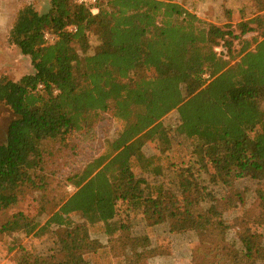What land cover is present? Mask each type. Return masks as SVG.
Wrapping results in <instances>:
<instances>
[{"label": "trees", "instance_id": "obj_1", "mask_svg": "<svg viewBox=\"0 0 264 264\" xmlns=\"http://www.w3.org/2000/svg\"><path fill=\"white\" fill-rule=\"evenodd\" d=\"M239 29L203 24L171 0H108L95 15L74 0H50L44 14L31 5L19 10L9 41L30 58L33 73L18 81L0 76V105L11 114L0 141V232L36 230L44 206L35 215L15 209L37 180L46 188L48 168L73 148L72 135L88 133L91 117L112 109L119 127L113 140L88 145L82 170L67 179L76 191L56 203L46 223L64 229L61 257L27 253L17 264H147L165 255L133 233L136 217L174 234L205 235L192 264H264V186L257 191L261 212L241 227V248L234 249L223 212L204 207L210 193L198 181L203 171L215 183L250 178L264 185V15ZM256 30L260 40L234 49ZM46 32L58 40L47 44ZM174 111L175 133L191 141L194 161L170 163L162 147L161 154L144 153L155 138L170 143L160 121ZM95 144L96 153L88 152ZM136 166L154 179L174 169L177 193L143 188ZM91 229L105 233L107 244Z\"/></svg>", "mask_w": 264, "mask_h": 264}, {"label": "rangeland", "instance_id": "obj_2", "mask_svg": "<svg viewBox=\"0 0 264 264\" xmlns=\"http://www.w3.org/2000/svg\"><path fill=\"white\" fill-rule=\"evenodd\" d=\"M171 1L196 15L203 24H215L225 27L233 30L238 35L241 32L239 29L240 24L251 22L255 18L264 15V7L259 5L257 0ZM28 4H31L41 14L48 12L50 8L47 0H0V76H5L14 81L33 73L30 58L24 56L19 48L10 44L9 41V32L17 13ZM252 26L255 25L252 24ZM254 39H261L260 31L250 32L242 36L240 40H236L234 49L238 51L244 40L253 43ZM91 43L93 48L97 45L95 37H92ZM223 50L222 48L218 49L219 52ZM262 108L264 110V102ZM91 118V126L87 129L88 133H84L79 137L77 134L72 135V139L75 140L70 139L72 142L70 146H73V148L63 150L61 155L57 157L58 160L48 168L50 177L46 180L44 178L46 188L42 189L39 180H37L38 187L25 189L15 211H25L35 215L39 207L44 206L45 210L36 220L38 227L29 235L25 232L13 234L0 232V264H17L27 253L61 257L59 235L64 229L54 226L47 228L46 223L52 213L58 209L56 203L60 199H67L76 191V188L67 179L82 170L85 161L81 159L84 158L83 152L86 153L88 145L98 138L106 141L113 140L118 132L119 125L114 118L112 109L107 113ZM10 119V112L0 105V141L5 140ZM160 123L167 130L170 143L166 145L155 138L144 148L145 155L151 157L161 154L162 147V149L167 148L168 162L170 163L180 164L181 161L188 162L190 159L194 161L196 156L193 155L191 141L175 133L179 124L178 113L176 111L170 113ZM79 144L81 147H78ZM93 149L96 153L98 145L90 146L88 152L93 151ZM134 171L144 181L142 182L143 188L149 190L164 185L167 190L177 193L179 179L174 169H166L164 175L156 179L142 174L139 166L134 167ZM197 176L195 174L196 178ZM198 181L202 186L208 188L207 192L210 193V196L207 197L208 204L206 203L204 207L215 206L220 212H223V221L229 229L227 231V242L234 249H240V234L244 230H241V227L253 221L260 214V200L257 191L264 185L250 178L238 180L230 185H224L221 182L215 183L203 171L200 172ZM5 217L6 215L0 214V226ZM74 220L77 223L83 222L80 214H75ZM130 223L134 234L148 236L153 246L160 248L165 253V255L152 257L147 264H192L196 251L203 245V240H205V235L201 236L199 232L171 233L167 224H158L154 227L147 226L148 223L140 217L131 219ZM91 230L93 239L107 244L109 237L105 233L95 229ZM262 233L264 243V229ZM118 262L111 259V264H120ZM91 264L95 263L91 262ZM125 264L127 263L125 262Z\"/></svg>", "mask_w": 264, "mask_h": 264}, {"label": "built area", "instance_id": "obj_3", "mask_svg": "<svg viewBox=\"0 0 264 264\" xmlns=\"http://www.w3.org/2000/svg\"><path fill=\"white\" fill-rule=\"evenodd\" d=\"M107 1L108 0H74L75 4H77L78 6L90 8L92 14L94 15L99 12V6ZM70 31L75 32L76 28L71 27ZM44 40L47 44H53L58 40V35L51 32H46L44 35Z\"/></svg>", "mask_w": 264, "mask_h": 264}, {"label": "crops", "instance_id": "obj_4", "mask_svg": "<svg viewBox=\"0 0 264 264\" xmlns=\"http://www.w3.org/2000/svg\"><path fill=\"white\" fill-rule=\"evenodd\" d=\"M47 2L49 3V6H50V0H47ZM28 5H31V4H28Z\"/></svg>", "mask_w": 264, "mask_h": 264}]
</instances>
